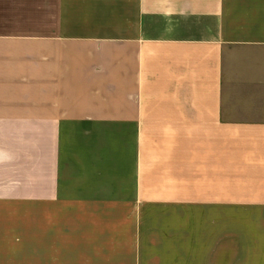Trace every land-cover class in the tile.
<instances>
[{"label": "crops", "instance_id": "crops-1", "mask_svg": "<svg viewBox=\"0 0 264 264\" xmlns=\"http://www.w3.org/2000/svg\"><path fill=\"white\" fill-rule=\"evenodd\" d=\"M143 116L197 167L198 204L261 222L256 254L0 264H264V0H0V251L27 246L21 205L43 226L85 167H141Z\"/></svg>", "mask_w": 264, "mask_h": 264}, {"label": "rangeland", "instance_id": "rangeland-1", "mask_svg": "<svg viewBox=\"0 0 264 264\" xmlns=\"http://www.w3.org/2000/svg\"><path fill=\"white\" fill-rule=\"evenodd\" d=\"M149 119L136 125L141 167H85L75 196L53 205L55 217L43 226L36 216L43 209L21 205L30 215L28 229L13 242L27 246L0 251V260L252 258L256 253L246 245L256 240L261 222L244 218V205L198 204L197 167H180V144L168 141V124Z\"/></svg>", "mask_w": 264, "mask_h": 264}]
</instances>
